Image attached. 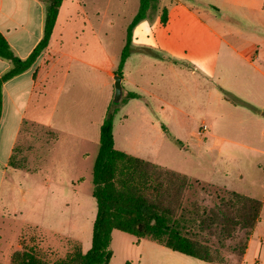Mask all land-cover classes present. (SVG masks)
<instances>
[{
  "label": "rangeland",
  "instance_id": "rangeland-1",
  "mask_svg": "<svg viewBox=\"0 0 264 264\" xmlns=\"http://www.w3.org/2000/svg\"><path fill=\"white\" fill-rule=\"evenodd\" d=\"M88 1L89 9L94 7ZM186 1L198 7L208 0ZM93 4L101 10L107 9L105 19L113 23L118 59L138 0H94ZM231 27L233 31L239 29L234 24ZM128 68L131 80L140 81L145 97L148 99L154 93L162 99L165 110L157 111L148 120L146 113L140 114L137 108L130 107L125 110L130 111L126 121L121 118L125 112L122 111L114 120L115 149L187 175L193 182V190L186 199L200 210H215L220 199L230 192L258 200L260 219L251 234L245 264H254L256 260L264 264V138L261 137L264 115L257 112H264V90L253 91L254 104L250 107L242 104L232 107L216 99L218 88L214 83L209 97L207 82L193 81L186 70L170 68L166 61L154 64L149 57L133 54ZM75 116L76 113L69 114L70 123ZM104 117L105 111L101 122ZM158 118L161 122H157ZM203 124L207 129H203ZM163 128L180 145L173 143ZM98 148L99 139L84 141L73 148L64 133H60L58 140L50 145L49 161L41 165L31 163L29 166L37 172L26 175L21 171L12 178V183L24 193L16 190L12 195H1L0 264H11L14 254L24 250L54 262L75 249L80 248L83 253L90 249L96 212L92 170ZM75 152H78L76 158ZM194 233L201 242L210 239L206 233L196 230ZM243 238L241 232L239 239L222 242V248L214 238L209 242L213 249H218L217 256L223 264H242L243 257L238 258L237 250L242 247ZM233 248L236 250L232 251ZM110 250L109 264H211L148 239L137 241L134 236L119 231L112 233Z\"/></svg>",
  "mask_w": 264,
  "mask_h": 264
},
{
  "label": "crops",
  "instance_id": "crops-1",
  "mask_svg": "<svg viewBox=\"0 0 264 264\" xmlns=\"http://www.w3.org/2000/svg\"><path fill=\"white\" fill-rule=\"evenodd\" d=\"M93 2L89 9L88 0H63L47 48L28 70L2 85L0 198L16 190L24 193L12 178L21 171L26 175L37 172L31 163L49 161L50 145L60 133L73 148L99 139L101 115L112 102V80L119 58L113 23L105 19L107 9L101 10ZM158 7L166 8V21H161L158 12L152 21L144 20L134 27L131 53L122 71L124 95L130 92L140 98L121 104L114 120L130 107L146 113L148 120L165 110L162 99L154 93L147 99L140 81L131 80L128 65L133 54L149 57L154 64L166 61L170 68L186 70L193 81L210 85L209 97L214 83L218 88L215 97L225 105L235 107L226 94L242 98L238 101L249 107L254 104L253 91L264 90V0H208L198 7L186 0H159ZM44 20L43 0H0V33L20 60L41 41ZM231 24L239 29L233 31ZM10 68V62L0 59V77ZM71 113L76 116L70 123ZM123 113L121 118L126 121L130 111ZM77 156L75 152L73 157ZM247 252L248 248L242 264L247 261Z\"/></svg>",
  "mask_w": 264,
  "mask_h": 264
},
{
  "label": "trees",
  "instance_id": "trees-1",
  "mask_svg": "<svg viewBox=\"0 0 264 264\" xmlns=\"http://www.w3.org/2000/svg\"><path fill=\"white\" fill-rule=\"evenodd\" d=\"M43 1V37L25 60H20L13 54L0 33V59L11 64L10 70L0 77V115L3 83L28 70L49 44L63 0ZM158 4L159 0H138V9L126 27L125 44L115 75H123V66L131 53L134 27L141 21H152L158 12L161 21H166V8L159 10ZM225 97L234 105H244L229 94ZM135 98L140 97L126 92L119 105L110 102L99 129V148L92 170V197L96 212L90 249L84 253L80 248L75 249L54 262L24 250L14 254L11 264H109L113 231L134 236L137 241L148 239L173 252L211 264H223L222 259L217 256L218 249H213L209 242L211 238L222 248V242L239 239V234L243 232V243L237 250V256H244L251 234L260 219L261 203L258 200L230 192L220 199L215 210H200L196 204L186 199V195L193 190V182L187 175L114 148V117L121 104ZM163 130L173 143L180 145V141L168 130ZM195 230L200 234L206 233L210 239L201 242L197 239Z\"/></svg>",
  "mask_w": 264,
  "mask_h": 264
},
{
  "label": "water",
  "instance_id": "water-1",
  "mask_svg": "<svg viewBox=\"0 0 264 264\" xmlns=\"http://www.w3.org/2000/svg\"><path fill=\"white\" fill-rule=\"evenodd\" d=\"M113 88H114V94L112 98V103L114 105H118L121 102V99L123 98L124 92H123V86H122V78L120 76L115 75L113 77Z\"/></svg>",
  "mask_w": 264,
  "mask_h": 264
},
{
  "label": "built area",
  "instance_id": "built-area-1",
  "mask_svg": "<svg viewBox=\"0 0 264 264\" xmlns=\"http://www.w3.org/2000/svg\"><path fill=\"white\" fill-rule=\"evenodd\" d=\"M203 129H206V126L205 125L203 126Z\"/></svg>",
  "mask_w": 264,
  "mask_h": 264
}]
</instances>
